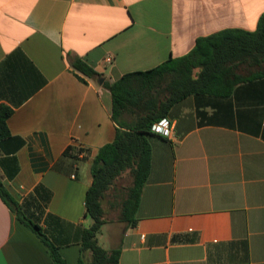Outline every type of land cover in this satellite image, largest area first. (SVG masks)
Segmentation results:
<instances>
[{"label":"crops","instance_id":"1","mask_svg":"<svg viewBox=\"0 0 264 264\" xmlns=\"http://www.w3.org/2000/svg\"><path fill=\"white\" fill-rule=\"evenodd\" d=\"M262 13L264 0H0V108L11 111L0 179L67 264L91 224L92 160L116 133L104 84L199 37L254 31ZM68 53L99 77L73 71ZM166 118L171 136L149 137L136 222L102 246L119 248L118 264H264V77L226 98L188 96ZM0 264H53L1 199Z\"/></svg>","mask_w":264,"mask_h":264},{"label":"trees","instance_id":"2","mask_svg":"<svg viewBox=\"0 0 264 264\" xmlns=\"http://www.w3.org/2000/svg\"><path fill=\"white\" fill-rule=\"evenodd\" d=\"M70 68L88 78L99 75L77 56L67 54ZM264 77V13L254 31L224 29L199 37L185 55L168 58L155 67L123 74L104 84L111 96L110 116L116 125L112 142L100 147L90 168L92 182L85 194V215L91 220L82 230L76 264H118L119 248L105 249L97 236L106 223L102 201L115 181L128 171L131 185L120 204L118 222L133 226L142 188L150 171L149 137L154 122L191 95L229 97L236 85ZM11 111L0 108V142L10 138L6 119ZM73 148H68V150ZM80 150H77V154ZM42 187L35 188L37 193ZM0 199L16 219L46 248L53 264H67L41 226L27 216L0 179ZM87 254V255H86Z\"/></svg>","mask_w":264,"mask_h":264},{"label":"rangeland","instance_id":"3","mask_svg":"<svg viewBox=\"0 0 264 264\" xmlns=\"http://www.w3.org/2000/svg\"><path fill=\"white\" fill-rule=\"evenodd\" d=\"M131 185V176L128 171H125L114 183L112 189L106 194L102 201V207L104 209L105 226L104 230L98 235L99 243L105 247L108 243H105V237L108 232L113 230L114 226H121L123 223L118 222V216L120 212V204L123 200L127 188Z\"/></svg>","mask_w":264,"mask_h":264},{"label":"built area","instance_id":"4","mask_svg":"<svg viewBox=\"0 0 264 264\" xmlns=\"http://www.w3.org/2000/svg\"><path fill=\"white\" fill-rule=\"evenodd\" d=\"M112 59V56H107L104 61L106 62V64H110L112 62ZM172 130L173 122L166 117L158 120L157 122H154L150 129L152 134L167 138L171 136ZM79 156H82V152H80Z\"/></svg>","mask_w":264,"mask_h":264}]
</instances>
